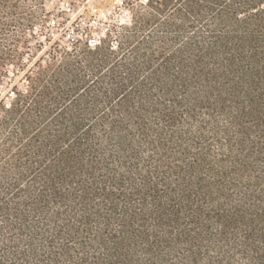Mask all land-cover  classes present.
<instances>
[{"label":"trees","instance_id":"obj_1","mask_svg":"<svg viewBox=\"0 0 264 264\" xmlns=\"http://www.w3.org/2000/svg\"><path fill=\"white\" fill-rule=\"evenodd\" d=\"M137 2L25 62L0 0V264H264V0Z\"/></svg>","mask_w":264,"mask_h":264},{"label":"rangeland","instance_id":"obj_2","mask_svg":"<svg viewBox=\"0 0 264 264\" xmlns=\"http://www.w3.org/2000/svg\"><path fill=\"white\" fill-rule=\"evenodd\" d=\"M138 0H44L39 9L42 19L37 23L30 38L29 55L32 59L36 54L45 53L57 40L62 45H70L76 39H84L96 43L105 33L115 35V25L126 24L130 20L132 4ZM42 50V52H41ZM16 75L10 72L4 85ZM17 71V72H16ZM3 89V88H2Z\"/></svg>","mask_w":264,"mask_h":264}]
</instances>
